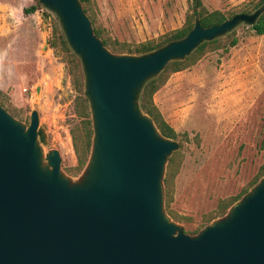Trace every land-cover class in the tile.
Returning a JSON list of instances; mask_svg holds the SVG:
<instances>
[{
	"label": "water",
	"instance_id": "obj_1",
	"mask_svg": "<svg viewBox=\"0 0 264 264\" xmlns=\"http://www.w3.org/2000/svg\"><path fill=\"white\" fill-rule=\"evenodd\" d=\"M37 2L78 62L90 144L71 177L57 149L43 151L38 112L25 123L0 104V264H264V174L222 215L185 233L164 208L162 182L179 144L138 102L169 61L253 25L264 2L209 26L194 18L184 36L142 54L104 46L79 0Z\"/></svg>",
	"mask_w": 264,
	"mask_h": 264
},
{
	"label": "rangeland",
	"instance_id": "obj_2",
	"mask_svg": "<svg viewBox=\"0 0 264 264\" xmlns=\"http://www.w3.org/2000/svg\"><path fill=\"white\" fill-rule=\"evenodd\" d=\"M249 1L201 3L228 15ZM34 2L0 0V104L23 122L35 109L46 134L43 151L57 149L60 169L75 177L80 170L74 169L69 129L82 131L74 110L75 97L82 94L72 88L64 63L47 44L51 25H57L54 15L41 6L21 12ZM187 8L186 0H90L85 14L110 39L134 45L179 27ZM234 34V46L206 52L171 73L152 95L181 145L168 209L188 234L218 199L246 188L264 161V34L254 35L242 25Z\"/></svg>",
	"mask_w": 264,
	"mask_h": 264
},
{
	"label": "trees",
	"instance_id": "obj_3",
	"mask_svg": "<svg viewBox=\"0 0 264 264\" xmlns=\"http://www.w3.org/2000/svg\"><path fill=\"white\" fill-rule=\"evenodd\" d=\"M33 4H30L27 7H23L21 12L23 14L33 13L35 10L40 8L37 0H34ZM83 11L86 13L89 10L90 0H79ZM188 8L184 14L183 23L174 29H171L156 38L145 39L135 43L134 45H129L127 43L118 42L114 39H110L107 34L104 33L103 29L100 27H96L94 25L93 18L87 14L88 19L92 25L93 33L99 37L104 46H106L110 51L114 53H129V54H142L148 51H151L164 43L178 39L186 34V32L191 28L193 24L194 18H198L199 22L202 26H209L216 23L221 22L225 18L229 16L240 13V12H250L256 7H258L264 0H253L245 3L240 9L235 12H231L228 15L223 12L214 9V10H206L201 3V0H186ZM244 29L249 30L254 35H263L264 34V11L258 16L256 22L251 26H243ZM51 37L47 39V44L49 48L52 49L53 53L58 56L59 60L64 63L66 71L69 75V80L72 88L81 93L82 91V83H81V75L78 67V62L73 56V54L67 48L62 34L57 28L56 23L51 25ZM238 41V38L234 34V30L225 34L222 37L204 41L200 43L188 56L184 57L180 61H169L164 68L154 77L149 79L143 85L140 93H139V107L140 109L146 113L154 122L158 131L165 137L175 139L177 137V133L174 129L162 118L159 110L155 106L152 100V95L154 92L159 89L168 76L176 71L182 70L192 64H194L201 56H203L208 51H213L215 49L221 48L222 51H227L229 47L234 46ZM0 96L2 94L0 93ZM0 103H2L0 101ZM3 104V103H2ZM74 110L78 117L81 118L80 129L81 133H78L77 127H71L69 129V134L71 138L72 149L76 158V165L74 169L79 171L88 154L89 144H90V120L89 113L87 110L86 100L78 95L75 97L74 101ZM181 136L184 140H187V133L182 132ZM194 140L197 142L196 134L193 136ZM179 147L181 146L180 143ZM178 147V148H179ZM181 160V156L179 154V149L172 152L168 157L164 176L162 179L163 187H164V208L167 214L175 221L180 219L176 215H174L169 209L168 204L171 198V187H172V179L177 172L179 162ZM264 174V161L258 167L257 173L250 180L248 186L243 188L240 193L235 196L221 198L217 200L216 206L213 211H210L201 217L200 225L195 228L191 233H195L198 229H200L204 224L208 223L211 219L222 215L227 207L234 201H236L246 190L252 186L260 176Z\"/></svg>",
	"mask_w": 264,
	"mask_h": 264
},
{
	"label": "flooded vegetation",
	"instance_id": "obj_4",
	"mask_svg": "<svg viewBox=\"0 0 264 264\" xmlns=\"http://www.w3.org/2000/svg\"><path fill=\"white\" fill-rule=\"evenodd\" d=\"M28 118H29V116H28ZM28 118H27V120L25 121V123H27V122H28Z\"/></svg>",
	"mask_w": 264,
	"mask_h": 264
}]
</instances>
